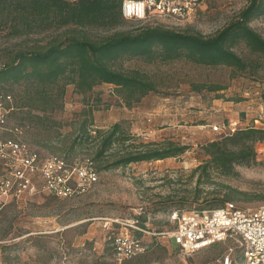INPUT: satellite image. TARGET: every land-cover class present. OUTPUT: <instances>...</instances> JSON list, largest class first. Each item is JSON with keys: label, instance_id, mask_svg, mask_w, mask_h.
<instances>
[{"label": "rangeland", "instance_id": "374dc122", "mask_svg": "<svg viewBox=\"0 0 264 264\" xmlns=\"http://www.w3.org/2000/svg\"><path fill=\"white\" fill-rule=\"evenodd\" d=\"M248 3L249 0H206L194 17H155L150 22L211 36L226 27ZM145 24L128 21L118 30H133ZM251 26L264 37V14L253 20ZM60 33L62 30L32 35L24 42L8 39L3 34L0 54L4 48H18L20 43L44 45L51 35ZM242 52L246 53L239 50ZM136 64L127 62L125 66L142 67L157 74L167 87L160 94H151L128 108L113 86L102 85L85 96L76 93L74 86H68L63 107L52 116L59 123L49 143L55 150L40 144L36 129L21 128V137L46 156L92 158L89 148L68 151L79 123L87 116L95 128L104 130L120 123L132 136L125 147L140 143L163 147L174 143L188 145L190 150L178 158L101 171L98 183L78 197L62 199L39 193L10 202L0 211V264H221L229 243L192 254L176 248L167 234L175 226L172 212L214 208L229 194L235 196L232 202L241 208L264 206V141L256 144V162L237 166L233 176H223L213 170L210 177L195 172L209 159L203 146L219 137L213 132V127L221 124L219 114L234 115L228 118L239 126L241 120L243 126L255 120H258L257 126L264 124V71L256 79L242 75L231 79L227 69L197 67L185 62L159 66ZM194 83L228 84V89L220 94H199L192 91ZM11 91L17 96L21 88L14 86ZM215 95L223 98L212 106ZM223 99L233 100L230 111L212 110V107L223 108ZM18 125L17 118L10 119V129ZM69 152L73 154L68 156ZM140 211L148 232L152 233L141 238L145 251L153 248L152 242L158 241L159 245L149 253L119 263L111 239L127 236L131 230L128 222L136 220ZM157 232L165 234L153 235ZM240 253L237 248L238 264H243Z\"/></svg>", "mask_w": 264, "mask_h": 264}, {"label": "trees", "instance_id": "16d2710c", "mask_svg": "<svg viewBox=\"0 0 264 264\" xmlns=\"http://www.w3.org/2000/svg\"><path fill=\"white\" fill-rule=\"evenodd\" d=\"M122 4L123 0H0V38L5 34L8 39L24 42L32 35L62 30L51 35L44 45L20 43L18 48L7 47L0 54V90L12 94V87L21 88L17 96L13 95L15 110L10 119L17 118L20 128L36 129L40 144L52 151L55 147L49 145L51 134L59 126L52 116L63 107L68 86H74L75 92L84 96L102 85L113 86L128 108L167 87L157 74L142 67L127 68V62L147 66L185 62L197 67L227 69L231 79L240 75L256 79L264 71V37L251 26L253 20L264 14V0H249L226 27L211 36L178 31L150 20H128L123 16ZM128 21L146 24L133 30H118ZM227 89L228 84H192V91L199 94H220ZM221 98L222 95H215L213 100ZM241 122L234 133L219 135L217 140L203 146L209 159L195 172L210 177L213 170L233 176L237 166L256 162V144L264 141V128L254 122L243 126ZM131 138L120 123L104 130L95 128L86 116L79 123L68 151L79 147L91 149L89 159L100 173L133 163L178 158L190 150L188 145L174 143L163 147L143 143L125 147ZM64 157L69 161L80 158ZM234 199L229 194L219 206ZM136 221L148 231L143 214ZM136 234L141 238L144 233L136 231ZM114 239L111 241L116 255ZM152 244V249L131 259L153 251L159 242Z\"/></svg>", "mask_w": 264, "mask_h": 264}, {"label": "built area", "instance_id": "2783aa9c", "mask_svg": "<svg viewBox=\"0 0 264 264\" xmlns=\"http://www.w3.org/2000/svg\"><path fill=\"white\" fill-rule=\"evenodd\" d=\"M206 0H123L122 13L128 20H150L155 17L188 19L194 17ZM15 99L0 90V211L10 202L27 196L49 193L60 198L86 194L99 181V172L91 159L43 155L22 137L19 126L9 128ZM258 120H255L256 125ZM238 124L215 125L218 135L234 133ZM257 126V125H256ZM264 128V124L257 126ZM139 214H142L141 211ZM175 226L168 236L185 254L207 247L229 243L221 264H238L240 249L243 264H264V206L241 208L234 202L210 209L175 210L171 214ZM127 236L115 237L113 245L119 263L145 251L142 237L136 231L152 234L131 221ZM165 233H153L160 236Z\"/></svg>", "mask_w": 264, "mask_h": 264}, {"label": "crops", "instance_id": "0c3cea01", "mask_svg": "<svg viewBox=\"0 0 264 264\" xmlns=\"http://www.w3.org/2000/svg\"><path fill=\"white\" fill-rule=\"evenodd\" d=\"M222 99V98H221ZM221 99H215V100H213V103H212V106H216L215 104H216V101H218V100H221ZM222 101H225L224 103L225 104H222V107L223 108H220V109H218V108H215V107H212V110H216V112H219V111H222V110H228V111H230L229 109L232 107V102H233V100H228V99H223ZM230 101H232V102H230ZM221 105V104H220ZM244 116V113L242 114V117ZM247 116V115H246ZM219 120H220V123H224V122H229L230 120H229V118L228 117H230V118H232V117H234V115L231 117L229 114H226L225 112H224V114H219ZM241 120V119H240ZM242 121V120H241Z\"/></svg>", "mask_w": 264, "mask_h": 264}]
</instances>
